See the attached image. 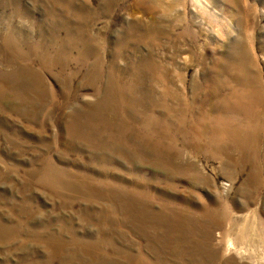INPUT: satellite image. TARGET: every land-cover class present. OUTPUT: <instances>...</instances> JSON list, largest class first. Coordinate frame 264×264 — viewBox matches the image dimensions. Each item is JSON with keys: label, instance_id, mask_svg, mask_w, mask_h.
I'll use <instances>...</instances> for the list:
<instances>
[{"label": "rangeland", "instance_id": "obj_1", "mask_svg": "<svg viewBox=\"0 0 264 264\" xmlns=\"http://www.w3.org/2000/svg\"><path fill=\"white\" fill-rule=\"evenodd\" d=\"M0 264H264V0H0Z\"/></svg>", "mask_w": 264, "mask_h": 264}]
</instances>
